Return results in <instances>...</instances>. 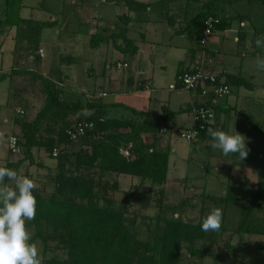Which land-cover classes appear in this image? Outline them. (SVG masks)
I'll return each mask as SVG.
<instances>
[{
	"label": "rangeland",
	"instance_id": "374dc122",
	"mask_svg": "<svg viewBox=\"0 0 264 264\" xmlns=\"http://www.w3.org/2000/svg\"><path fill=\"white\" fill-rule=\"evenodd\" d=\"M4 1L5 0H2L0 2V13H4L6 10V4H2ZM123 1L124 0H120L119 2L115 1L111 3L110 0H17L21 6H24L20 10L21 17L24 16L25 18H32L35 20L53 21L55 25L54 27L45 28L42 32V39L39 46L43 48L44 56H41V66L34 65L33 68H40L44 76L62 78L64 97L66 99L73 101L81 99L83 102L88 100H103L104 103L112 106L108 109L110 110V117L130 118L133 116V110L148 111L146 105L148 97L152 95L153 97L159 96L155 95V92L145 90L136 92L134 91L135 86H132L128 81L131 74L147 70L149 61L153 60L154 66H150L149 70L146 72H148L150 77L156 75L155 85L159 89V92H161V95L171 97L172 107L179 105L180 102L174 98L175 92H169V85L176 81L175 75L179 68L178 63L180 59L184 57L183 50L176 51L178 53L177 55L175 51H169L159 46L156 56L153 55L150 57L144 54L143 56L138 55L137 58H135L137 55L132 56L130 53L124 54L119 52L115 48L112 40L113 38L110 34H118L121 31V27L125 25L124 20L117 21L118 25L116 28L114 29L111 27L109 31L106 30V33H104L105 30L103 31L102 28H100L101 30H97L96 32H102L104 35L108 34L106 36L110 37V39L108 42L101 45L99 49L92 47L89 37L84 32L85 29L82 27V23H88L87 20L91 19L90 17L92 16H100V18L105 19L106 17L114 18L118 12L124 11L125 5ZM186 1L188 0H176L174 4L171 3L173 14L178 15L179 13H176L179 11L177 6L185 5ZM189 3L190 10L194 12H197L201 7L198 0H192L189 1ZM234 6L237 8L236 10L233 8L232 4L228 6V11L231 15L237 14L240 10V12H245L248 17V19H246V30H250V35L247 51L253 54L254 65L245 66L242 70L245 74L251 73L254 75L253 82L256 88L251 91L245 87L238 88L231 86L232 92H236L237 89L241 90V93L238 95L239 103L235 105V109H231L228 114L226 112L220 114L219 126L221 128L223 126L227 127L225 130L227 132L234 133L237 131L244 135L246 137L249 154L243 161L239 159L238 154H231L229 157H225L221 151L218 149L214 150L212 147L210 148L208 142L202 139L196 143L194 150L192 149L191 142L181 136L182 129L189 126L188 122H185L188 115L185 113L171 115L167 124L172 128L164 124L163 127L166 129L168 128L169 131L165 133L160 131L158 135L161 147L163 148V145L166 144L165 146H170L171 148L168 174L169 181H167L168 183L164 186V198L161 203L159 202V187L155 188V193H150V189L152 188L150 181L139 188V177L125 174H106L104 177L111 181H117L119 184V192L113 194L112 191H109L106 193L107 197H116L117 207L122 206L121 200L126 192H131L139 188L138 192L131 198L132 206L128 211L129 218H135V215H137V223L139 224L143 219L147 218V216H157L160 213V209L163 210L167 208L165 210L167 213L166 215H170L172 210H169V208H172V206H181L183 200H187L188 202L185 207L186 213H184V219L198 223L201 219V211L205 204L208 208L210 205L209 210L215 207L214 204L211 203L212 201L209 195L216 198L224 197L227 195L229 189L232 188L231 190L234 191V194L244 199L255 194L261 186L264 187V173L259 172L260 169L264 170V70L257 69L255 63L257 55L264 54V50L257 48L255 44L258 37L264 36V0H241ZM163 9L164 8L161 6L159 11ZM133 16H135L134 13ZM176 18L178 19V17ZM89 23L92 24V20L89 21ZM234 25L236 26L235 28L239 29L238 21H235ZM143 27L146 30L149 29L151 25L144 24ZM138 32H140L139 26L136 20H134L133 24L128 27V33L125 37L139 43L140 34ZM216 33L219 36L222 34L217 31ZM234 34L233 31L229 32V34L227 33V39L231 47L236 49L237 44L233 40ZM10 36L14 39L13 45L16 47L17 39L13 34ZM125 37H119L120 39L118 42L124 45L126 42ZM152 37L154 38L155 36L153 35ZM170 40H172L174 44L183 45L184 43L185 49L189 47H199L201 43L199 40H191L188 37H182L181 39L180 35H174ZM11 46L12 44H10L9 49H11ZM164 51L169 52L164 54ZM3 53L5 54L3 57L4 67H2L0 74L4 73L8 75L12 70V54L8 51ZM62 56H64L63 58L74 56L78 61L74 64H63L65 61H61V63L59 59V57ZM164 59L165 63H163ZM235 60L240 63L242 61V56H236ZM117 61L122 63L126 61L130 64V67H118L116 66ZM244 62L246 64V60ZM163 64H166V67ZM161 70L165 71L160 73ZM60 72H62V74H60ZM67 76H69V78H67ZM14 77L12 81H10V79L3 80L2 82L0 81V103L3 102V99L7 95L9 84L12 86V89H14L13 94L6 98L9 104L6 106L7 109L3 110L4 116L0 119V124L4 123L3 120H5L6 116L8 122H13L14 118L18 119V121L23 119H28L29 121L34 120L46 104V91L43 82L36 80L31 74L26 73L16 74ZM109 78H113V82L121 86H116L112 89V86L109 84ZM105 89L108 91H106L107 95L99 97L100 93ZM242 92H247L248 95L246 96L249 98L242 95ZM186 95V93L183 94V96ZM231 99L234 102L236 101L234 96H232ZM119 103L121 106H119ZM159 106V104H156L151 108V113L156 114L159 112ZM18 110H23V113L17 112ZM85 113L90 114L91 110ZM44 123L46 124V122ZM72 125L73 124H71L69 128ZM44 126L45 125H43V128ZM12 134L20 136V124L17 133H13V128L9 123H4L0 126V153L2 154L0 157V166L7 163L6 157L9 155L8 146ZM145 138L148 144L152 143V134H147ZM81 146V141H74L68 147L69 155L77 152ZM33 151V162L31 163L30 160L25 161L24 164L27 167H22L23 169L21 172H25L29 169L27 176L35 181L36 187L45 188L46 195L50 196L55 191L58 156L49 154V152L43 148L40 149L35 147ZM23 156L24 153L22 148L16 160H20ZM250 159L254 160V163H252ZM258 159H260V161H258L259 163H257ZM244 163L247 166H252L247 167V173H252V182L250 183L252 184V188L253 186L256 188L258 185L260 186L257 191L236 190L235 187H231L233 180L231 179V172L228 170L229 167H240ZM222 164L224 168H221ZM42 166H44V168ZM253 167H256L257 171ZM40 169H43L44 173H42ZM21 172L20 174H22ZM234 174L237 175V173ZM184 177L188 179L185 180L187 183H185V181L182 182L180 179ZM197 185L200 188H195ZM205 185H207L206 188ZM243 199L229 203L228 210L230 212L226 213V229L221 228L219 230V232L223 234L222 237L216 239L214 243H208L206 236L211 232H205V237L194 243V248L205 249L209 252L211 250L213 257L204 254L201 256L191 255L189 252L191 243L190 241H185L181 250V264H254L253 260L255 258H264V206L252 207L253 205L245 202ZM101 204H104L103 200H101ZM248 208L250 210V215L248 214V224H250V228L259 230V232L252 234L246 232L239 233L238 228L240 220L245 216ZM233 211L236 214L235 218L232 215ZM175 216L178 217L179 214L176 213ZM147 233L148 227L144 224L141 226L140 237L145 239ZM52 245L44 249L42 244H38L42 257V264H44L43 261L47 259L66 258V253L63 250ZM239 252L240 254H238ZM244 252H248L250 256H246ZM223 256H237L239 259L227 263L226 260L222 258Z\"/></svg>",
	"mask_w": 264,
	"mask_h": 264
},
{
	"label": "trees",
	"instance_id": "16d2710c",
	"mask_svg": "<svg viewBox=\"0 0 264 264\" xmlns=\"http://www.w3.org/2000/svg\"><path fill=\"white\" fill-rule=\"evenodd\" d=\"M189 1L192 0L186 1L183 5L184 14L188 17V25L183 31L187 32L191 40L202 39L206 20L210 16L220 19L214 27L215 32L230 27V18L223 14L225 8L221 6L220 0H210L205 3L198 0L201 7L195 14L190 10ZM127 2L128 10L121 16V21L124 22L133 11L146 12L147 6L150 5L137 0ZM174 2L176 0H162L153 6L158 11L162 6L163 10L166 9L168 12L171 3ZM5 4L6 10L0 19V28L15 27L17 42L13 50L15 62L12 70L8 75L0 74V81L9 78L13 80L16 74H31L36 80L43 82L46 91V104L34 120H16L20 124L21 134L15 136L20 137L24 156L10 165L19 168L27 160L32 163L35 147L43 148L51 155L55 149L59 151L55 191L48 196L45 188L36 187L33 190L37 198L36 216L34 220L26 222L33 233V241L42 244L44 249L53 244L66 253V258L47 259L43 261L44 264H181V250L185 241L191 243L189 247L191 255H211L208 250L193 247L194 243L205 237L201 224L210 211V205L209 208L206 204L203 206L198 223L184 219L187 200H183L181 206L169 208L172 210L170 215H166L167 208L160 209L157 216H147L140 224L137 223V215L135 218L128 217V211L132 206L131 198L148 181L152 184L150 193H155V188L159 187V202L163 201L164 186L168 181L171 148L159 147L158 135L160 131L166 132L163 126L174 112L164 105L165 108L159 115L133 110V116L130 118L110 117L108 109L112 106L102 100L83 102L81 99L74 101L66 99L62 78L44 76L35 67L31 69L30 64L21 66L18 62L19 59L32 58L35 64L41 60L39 44L42 32L47 27H54V22L21 17L22 6L17 0H6ZM111 37L118 51L124 54L130 53L132 56L137 53L138 46L133 40L125 37L126 42L123 45L118 42L120 35H111ZM109 39L110 37L102 32H96L91 38V45L97 48ZM205 52L208 61L215 55L212 51L205 50ZM63 57H59L60 62L65 61L63 64H74L78 61L74 56ZM118 63L120 62L117 61L116 66ZM184 69L179 68L176 80ZM219 80L230 87L254 89L255 86L254 82L242 75L226 72L219 73ZM177 85L180 88L178 80ZM141 88H146V85L142 83ZM205 103L213 107L217 114L220 113L218 106L212 104V100ZM191 108L187 106L178 113ZM90 110V114L85 113ZM86 122L93 123V127L87 128L85 136L79 140L82 144L81 148L69 155L68 147L75 141L68 133L69 126ZM202 123L196 121L193 124L200 129V139L210 137L208 128H216V120L213 123H205L206 126L203 128H201ZM147 134L153 136L151 144L145 141ZM195 142L197 141H191L192 145ZM125 149H129V157L123 153ZM106 174H125L140 179L139 188L131 191L132 193L126 192L121 200V207L116 206V197L106 196L109 191L113 194L120 191L118 182L104 178ZM209 196L214 208L218 207L222 210L221 228L226 229L225 220L226 213L230 212L229 203L243 198L234 194L231 189L224 197ZM101 200L104 204H101ZM243 200L253 205L252 207H263L264 187L261 186L255 194ZM176 213L179 214L178 217L175 216ZM248 214L250 215L249 208L240 220L239 233L259 232L250 228ZM232 215H236L234 211ZM144 224L148 227V233L147 237L142 239L141 226ZM253 261L254 264H264V258L261 257Z\"/></svg>",
	"mask_w": 264,
	"mask_h": 264
},
{
	"label": "crops",
	"instance_id": "0c3cea01",
	"mask_svg": "<svg viewBox=\"0 0 264 264\" xmlns=\"http://www.w3.org/2000/svg\"><path fill=\"white\" fill-rule=\"evenodd\" d=\"M2 0H0L1 2ZM119 2L120 0H110L111 3L113 2ZM128 0H124V11L118 12L117 15L114 18H100V16H92L90 17L91 19H88L87 22L82 23V27L85 29L84 32L85 34H87V36L90 39V43H91V38L92 36L96 33L97 30H101L100 28L103 29V31L105 30L104 33H106L107 31L110 30V28H116L117 21H121V16L123 15V13L127 12L128 10V6H127V2ZM139 2L142 3H148L150 5L147 6V11L146 12H135L133 11V13L135 14V16H133V13L129 14V18L127 19V21L124 22L125 25H123L124 27H121V31L118 34L112 33L110 35H120V37H125L128 33V27L131 26L133 24V21L136 20V22L138 23L139 26V30L140 32H138L140 34V41L139 43L135 42V44L138 46V50L137 53L134 55L136 56L135 58L138 57V55L143 56L144 54L148 55V56H156L158 47H163L168 49L169 51H175V54L178 55V53L176 51H184V57L182 59H180L179 61V68L183 67L186 68L190 65H192L196 60H202L206 65L209 64V68L215 70L218 73H229V74H234V75H242L248 79H250L253 82V74H245L242 70L243 67H247L249 65H254V58H253V54L248 53V47L247 45L249 44V35H250V30H246L247 27V21L246 19H248V17L246 16L247 14H245V12L243 13L242 11L237 12V14L235 15H231L228 11V6L229 4H232L233 8L236 10V6L237 3H239V1L241 0H220L222 2V7L225 8L223 14H225L228 18H230V27L224 29V30H218L217 32L222 33L221 36H219L216 32L214 33V35L209 39V42L206 45H202L200 43L199 47H189L188 49L184 48V43L183 45H179V44H174V42H172V40H170L174 35H180L181 39L182 37H188L187 32L183 31L185 30L186 26L188 25L187 21H188V17L187 14L185 13V8L183 7V5H180V7H178L179 11L176 13H179L178 15L173 14V10L171 7L168 8V12L167 10H162V11H158L155 9V7L153 6L155 3H158L162 0H137ZM201 3H205V2H209L207 0H199ZM5 2H2L3 5H5ZM223 2H225V5L223 6ZM24 6L22 5L21 8H23ZM238 7V6H237ZM4 8V7H3ZM239 8V7H238ZM153 11V12H152ZM169 13V14H168ZM196 12H194L195 14ZM0 19L3 17V12L0 13ZM152 14V15H151ZM175 15L177 18H173L171 17V15ZM23 18H25L24 16H22ZM132 17V19H131ZM92 20V24L89 23V21ZM123 20V19H122ZM235 21H238V25H239V29L235 28L236 26L234 25ZM151 25V27L149 29H146L143 27V25ZM127 25V27H126ZM91 27V28H90ZM0 56H1V62H0V73H1V69L2 67H4V53L5 51H8L9 53L12 54V66L15 62V56L14 53L12 52L14 49V39L10 36L11 34L14 35V37L16 38V29L15 27H3L0 28ZM107 30V31H106ZM112 30V29H111ZM147 31V32H146ZM233 31L234 34V42L237 44V48L234 49L233 47H231L230 43L228 42L227 39V33L229 34V32ZM150 37H149V34ZM94 33V34H93ZM103 33V34H104ZM108 35V34H106ZM155 36L154 38L152 36ZM189 38V37H188ZM11 39V41H10ZM123 39V38H121ZM190 39V38H189ZM200 41V40H199ZM106 42H103L101 45L105 44ZM120 43V42H119ZM10 44H12L11 49L10 48ZM101 45L99 47H97L98 49L101 47ZM5 48V49H3ZM43 50V48H40ZM96 50V49H95ZM205 50L208 51H212L215 52L214 57L209 58L210 61L207 60V55ZM169 51H164V54L168 53ZM120 52V51H119ZM236 52V53H235ZM242 56V61L240 63H238V61L235 60V57L237 56ZM42 57L44 56V50H43V55H41ZM180 56V55H179ZM194 59V60H192ZM215 60V61H214ZM246 60V64L245 61ZM248 61V63H247ZM18 62L20 63L21 66H27L30 64V66L32 67L31 69H33V65H38L39 67L41 66L40 64L42 63V60H39L38 62H36L35 64L33 63L32 58H25L24 60H18ZM124 63H127V66L124 67H130V64L126 61H124ZM161 63V62H160ZM163 63H165V59L163 60ZM166 67V64H163ZM150 66H154V62L153 60L149 61V67L147 70L144 71H139V73H135V74H131V77L129 78V83L132 86H135V90L136 92H139L140 90H145V91H149V92H155V95H159V96H155L153 97L150 96L147 98V110L148 111H144V112H148L152 115H159L162 113L163 108H165V106H167L172 112L171 115L173 114H179L178 111L181 109H184L187 106H192L193 104H198L199 102L204 101L203 97H200V93L198 91H194V90H187L186 88H176V89H171L170 85L173 84L171 83L169 85V92L170 93H174V98L177 99L179 103V105H176L175 107H172V102H171V97L167 96L165 97V95H161L159 92V89L156 87L155 85V78L156 75L150 77L148 72ZM17 68V67H16ZM36 70H38L41 74L44 75V73L41 72V69L35 67ZM179 68L176 71V75L177 72L179 70ZM165 70H161V72H164ZM175 75V78H176ZM69 78V76H68ZM10 81L11 78H9ZM6 80V79H5ZM110 81V85L112 86V89L117 87H120V84L114 83L113 82V78H109ZM2 82V81H1ZM144 83L146 85V88H141V84ZM241 88V87H240ZM256 85L254 86V89H249V90H255ZM121 89V88H119ZM247 89V88H246ZM107 89H105L103 92H106ZM14 92V89H12V86L9 84L8 87V91H7V95L5 96V98L3 99V102L0 103V111H1V117L0 119L4 116L3 110L7 109L6 106L9 104V102L6 101V98L8 96H11ZM108 92V91H107ZM177 92V93H176ZM186 93V96H183V94ZM241 93V90L237 89L236 92H232L229 96H225V97H217L214 100H212V104L213 105H217L220 113L217 114V121H216V128L220 129V130H226L227 127H220V114L221 113H229L231 109H235V105H238L239 103V99H238V95ZM242 95H244L245 97L249 98L247 94V92H242ZM232 96L235 97V102L231 99ZM103 101V100H102ZM7 102V103H5ZM156 104H159V112H157L156 114L151 113L150 109L153 108ZM116 105V104H115ZM165 105V106H164ZM119 106H121V104L119 103ZM110 108V107H109ZM180 113H185L188 115V118L185 120V122H188L190 127L193 124V120H192V116H191V110H183ZM171 115L169 116V118L171 117ZM17 119L14 118L13 122H8V118L7 116L5 117V120H3L4 123H9L12 128H13V133H17V130H19V123L16 121ZM169 120V119H168ZM165 123V126H168L167 122ZM4 123L0 124V126H2ZM169 127V126H168ZM172 128V127H169ZM215 128V129H216ZM167 132V131H166ZM202 140L208 142V146L211 148V143H212V139L211 137H205L202 138ZM199 141V140H198ZM195 142L194 145H192V149L195 150L196 147V143ZM166 145V144H165ZM165 145H163V147H166ZM159 147H161V142L158 144ZM9 146H8V157H6L7 163L5 165H1V166H5V167H9L12 168L16 171H18V173L21 172V170L23 169L22 167H27L24 163L19 167V168H15L14 166H11V163L16 162L18 159L17 155H13L10 150H9ZM220 151V150H219ZM171 153V152H170ZM2 156V154L0 153V157ZM171 156V154H170ZM252 161V163H254V160L250 159ZM258 161H260V159L257 160V163H259ZM40 167V165H39ZM44 168V166H42ZM247 167H252V166H247L245 163L243 165H241L240 167H229V171L231 172V179L232 181V185L231 187H235L236 190H244V191H257L259 189V185L256 188L255 186H253L252 188V184H250L251 181V177H252V173H247ZM21 168V169H20ZM169 168H170V160H169ZM221 168H224V165L222 164ZM256 171V167H253ZM220 170V169H219ZM29 171V169H27V171L25 172H21L22 175L26 174L27 176V172ZM40 171L42 173H44L43 169H40ZM259 172L264 173V170H259ZM24 173V174H23ZM234 173H237V175H235ZM256 173V172H254ZM39 174V173H38ZM169 174V171H168ZM38 179V178H37ZM182 180V182H184L185 180H188L186 177L184 178H180ZM169 181V180H168ZM237 182V183H235ZM6 183H10L9 181L6 180ZM168 183V182H167ZM185 183H187V181H185ZM184 185V184H183ZM195 186V185H194ZM207 185H205L206 188ZM195 188H200L198 185ZM232 189V188H230ZM235 214V213H234ZM236 217V215H234ZM214 234V235H213ZM222 233H216V232H211L210 234H208L206 236L207 238V242L208 243H214L216 241V239H218L219 237H222ZM246 251V250H244ZM211 255H209L210 257H213V253L210 250ZM240 254V252L238 253ZM244 254L246 256H250V254H248V252H244ZM222 258H224L226 260L227 263L232 262V261H236V259L238 260L239 258L237 256H223Z\"/></svg>",
	"mask_w": 264,
	"mask_h": 264
},
{
	"label": "clouds",
	"instance_id": "9594fccd",
	"mask_svg": "<svg viewBox=\"0 0 264 264\" xmlns=\"http://www.w3.org/2000/svg\"><path fill=\"white\" fill-rule=\"evenodd\" d=\"M255 44L264 50V36L258 37ZM255 63L257 69L264 70V54H258ZM207 132L212 139V149L220 150L223 156L238 154L242 161L248 156L246 137L241 133L211 127ZM35 188L32 178L0 166V264H42L40 248L32 240L33 233L26 224L36 216ZM222 216L220 208L211 209L202 220L201 230L219 232Z\"/></svg>",
	"mask_w": 264,
	"mask_h": 264
},
{
	"label": "built area",
	"instance_id": "2783aa9c",
	"mask_svg": "<svg viewBox=\"0 0 264 264\" xmlns=\"http://www.w3.org/2000/svg\"><path fill=\"white\" fill-rule=\"evenodd\" d=\"M219 18L210 16L206 20L204 36L200 40L203 45L209 42V39L214 35V27L219 22ZM40 54L43 55V50L40 49ZM127 66V63H118V67ZM180 83V88H186L187 90H194L200 93V97H203L202 102L198 104H193L191 107V116L193 124L196 121H202L201 128L205 127V123H213L217 119L216 110L207 106L205 102L208 100H214L217 97L229 96L232 93L230 85L221 82L219 80V73L215 70L207 67V65L202 60H196L192 65L185 68L182 74L177 78ZM177 80L170 85L171 89L179 88L177 85ZM107 92H101L100 96H106ZM17 112L23 113V110H18ZM182 129L181 136L188 141H198L200 139V129L194 125ZM93 127V123H76L73 124L69 129L68 133L75 141H79L85 136L87 128ZM165 131L168 129L165 128ZM9 148L13 155H19L22 151V146L20 144V139L12 135L9 141ZM123 153L129 157V149L123 150ZM53 156H58V150L55 149Z\"/></svg>",
	"mask_w": 264,
	"mask_h": 264
}]
</instances>
